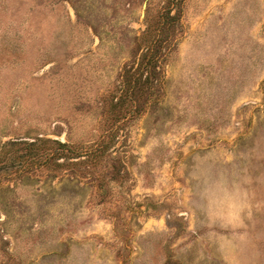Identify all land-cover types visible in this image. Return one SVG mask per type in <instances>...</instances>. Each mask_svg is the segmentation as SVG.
<instances>
[{
    "label": "rangeland",
    "instance_id": "374dc122",
    "mask_svg": "<svg viewBox=\"0 0 264 264\" xmlns=\"http://www.w3.org/2000/svg\"><path fill=\"white\" fill-rule=\"evenodd\" d=\"M0 264H264V0H0Z\"/></svg>",
    "mask_w": 264,
    "mask_h": 264
},
{
    "label": "trees",
    "instance_id": "16d2710c",
    "mask_svg": "<svg viewBox=\"0 0 264 264\" xmlns=\"http://www.w3.org/2000/svg\"><path fill=\"white\" fill-rule=\"evenodd\" d=\"M174 20H175V17L172 16L170 13L167 14L165 18H162L163 29L166 31L165 26L167 25V27H168V24L169 25L172 24L174 22ZM167 31H168V28H167ZM162 40L164 41V39H162ZM162 40L160 39V41H159V39H158L159 44L156 46L155 50L153 49L150 52V56L147 59H145V63H144L145 68H148L150 66L155 72H157V66H155V65L153 66L152 64H153L154 59L156 58V54L160 53L161 46L163 45ZM151 62H152V64H151ZM151 88H152L151 77H144V75H142L139 79V85L137 86V88L134 89V91L132 89V92L128 93V96H127L128 101L131 104H133V106L136 105L138 100L142 101L143 103H146L151 96V93H152ZM135 101H136V103H135ZM36 141L37 140H24L23 139V140L15 141V142L20 143V144H26L28 146H32L35 148L36 147ZM47 141L54 142V143L58 144L60 147L65 146V145H63L61 143L59 144L55 141H51V140H47ZM57 151H62V148L58 149ZM45 163H46V161H45ZM26 168L28 169V167H26ZM29 168H33V167L29 166Z\"/></svg>",
    "mask_w": 264,
    "mask_h": 264
}]
</instances>
